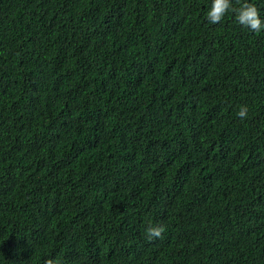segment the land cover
I'll return each mask as SVG.
<instances>
[{"label":"trees","instance_id":"obj_1","mask_svg":"<svg viewBox=\"0 0 264 264\" xmlns=\"http://www.w3.org/2000/svg\"><path fill=\"white\" fill-rule=\"evenodd\" d=\"M208 6L0 0V264H264V31Z\"/></svg>","mask_w":264,"mask_h":264},{"label":"clouds","instance_id":"obj_2","mask_svg":"<svg viewBox=\"0 0 264 264\" xmlns=\"http://www.w3.org/2000/svg\"><path fill=\"white\" fill-rule=\"evenodd\" d=\"M234 12L235 22L244 29L251 32L264 31V14L257 8L253 0H242L239 7H233V0H209L205 19L210 24H216L222 21L223 17ZM247 106H240L236 115L243 119L247 116ZM164 231L162 224H149L145 228V233L148 239L160 237ZM45 264H59L55 257H50L45 261Z\"/></svg>","mask_w":264,"mask_h":264}]
</instances>
